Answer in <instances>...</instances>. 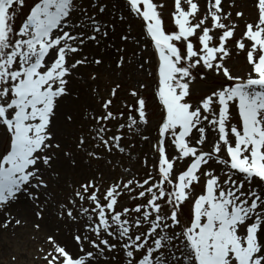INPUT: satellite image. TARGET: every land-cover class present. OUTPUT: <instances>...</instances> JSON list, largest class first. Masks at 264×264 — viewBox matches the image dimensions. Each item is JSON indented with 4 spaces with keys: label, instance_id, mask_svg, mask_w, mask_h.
I'll return each mask as SVG.
<instances>
[{
    "label": "snow or ice",
    "instance_id": "obj_1",
    "mask_svg": "<svg viewBox=\"0 0 264 264\" xmlns=\"http://www.w3.org/2000/svg\"><path fill=\"white\" fill-rule=\"evenodd\" d=\"M163 7L155 0H125L127 15L119 16L121 22L138 18L143 27L136 39L129 24L120 40H133L141 53L151 44L156 55L161 115L152 163L145 155L142 179L121 178L101 191L93 177L74 188L58 216L79 227L71 242L47 237L46 264H108L117 253L125 264H264V0H254L250 21L235 12L244 21L239 36L223 0H206L203 13L198 0H174V30L165 25ZM106 11L103 0H0V212L23 198L43 218L49 199L41 197L49 180L59 177L57 161L62 156L77 164L58 121L74 122L70 106L79 95L69 85L78 67L103 63L84 50L106 47L115 33V21L100 18ZM233 52L244 55L245 75L226 66ZM124 63L119 56L116 66ZM197 77L222 82L192 101ZM119 87L101 100L100 113L89 112L94 126L76 137L77 152L97 159L96 148L123 153L131 147L121 145L125 130L151 142L142 129L149 124L147 102L137 89L130 92L133 103L124 104L127 114L111 110ZM110 121L116 122L111 135ZM125 194L133 206L120 205ZM13 222L21 224L8 213L3 226Z\"/></svg>",
    "mask_w": 264,
    "mask_h": 264
},
{
    "label": "rangeland",
    "instance_id": "obj_2",
    "mask_svg": "<svg viewBox=\"0 0 264 264\" xmlns=\"http://www.w3.org/2000/svg\"><path fill=\"white\" fill-rule=\"evenodd\" d=\"M103 2L107 6V11L101 14L100 18L104 21L114 20L116 23L115 33L106 40V47L98 48L94 44H89L85 48L84 52L89 55L90 59L93 55L102 56L103 63L78 67L76 77L69 85L79 95V100L70 106L74 115V122L65 124L63 121H58L60 138L63 144L76 154L77 164L73 166L70 161L65 160L62 156L57 161L55 167L59 172V177L49 180L47 193L41 197V202L44 199H49L43 218H38L35 215L34 205L23 198L17 201L22 205L21 208L15 209L10 206L5 212H0V264H46L43 257L47 251L51 250L47 243V237L56 235V238L61 242H71V233L79 227L67 218L61 219L58 216L59 204L66 202L74 188L93 177L101 185V191L121 178L127 180L135 176L137 179H142L148 171L143 164L145 155L148 156L149 165L152 163L151 144L155 143L156 129L161 115L159 101L155 96L156 55L151 44L147 50L141 53L133 40L130 39L127 42L120 40V35L127 34L129 24L131 25L132 37L140 39L143 32L142 23L138 18L130 17L126 22L119 20L121 14L127 15V12L124 11L125 0H103ZM155 2L164 5L159 10L162 12L166 27L174 30L171 17V13L174 11V0H155ZM198 2L201 13H203L206 9V0H198ZM30 3L31 0H26V4ZM232 3L233 0H223L225 10L233 13V20H236L239 25L236 33L239 36L244 27V21L238 20L235 17V12L243 11L245 19L250 21L256 16V9L254 0H235V7L232 6ZM27 10L25 7L19 12L16 18L17 25L24 18ZM118 48H123L125 51L117 52ZM134 52L137 54L136 57H133ZM121 55L125 57V63L118 68L116 63ZM141 57L142 59H140ZM144 60H150L151 63L145 64V67L140 69L139 63ZM226 66L234 75H245L248 71L244 55H237L235 52L227 59ZM93 75L96 77L95 80L91 79ZM221 82L222 78L220 77L207 80H200L197 77L190 86L192 101L198 100ZM140 83L146 87L140 89ZM117 84L120 87L117 89L116 96L111 97L113 99L111 110L113 112L123 111L127 114L128 110L124 104L125 102L133 103L134 98L130 92L133 88L137 89L147 102L149 124L142 126V129L143 135L152 138L151 142H144L140 135L127 133L125 130L126 138L122 140L121 145H131L130 148L126 147L125 152L121 153L114 149L108 153L103 148H96L99 158H89L85 153L76 151V137L82 131L87 135L89 129L94 126L88 119L89 112L95 109L96 113H100L102 111L101 100L110 98L111 90ZM233 115L235 117V111H233ZM232 122L236 123L237 121L233 119ZM108 127L112 129V132L109 133L111 135L116 130V122H108ZM2 138L3 132L0 131V139ZM209 139H212V135L209 136ZM140 202L139 200L135 201V203ZM119 203L121 206L129 207L134 204L127 194L120 198ZM84 206H88L87 202ZM8 213L11 214V217L21 220V224L16 225L13 222L5 228L3 225ZM37 224L40 225L39 229L35 227ZM116 256L117 259L115 260L109 258L108 264H125V257L122 253H117Z\"/></svg>",
    "mask_w": 264,
    "mask_h": 264
},
{
    "label": "bare ground",
    "instance_id": "obj_3",
    "mask_svg": "<svg viewBox=\"0 0 264 264\" xmlns=\"http://www.w3.org/2000/svg\"><path fill=\"white\" fill-rule=\"evenodd\" d=\"M11 206H12L13 208H15V209H17V208H21V207H22V205H20L19 202H15V203H13Z\"/></svg>",
    "mask_w": 264,
    "mask_h": 264
}]
</instances>
